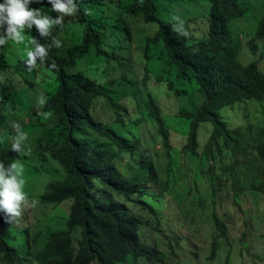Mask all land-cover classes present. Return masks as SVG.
<instances>
[{"label":"trees","instance_id":"1","mask_svg":"<svg viewBox=\"0 0 264 264\" xmlns=\"http://www.w3.org/2000/svg\"><path fill=\"white\" fill-rule=\"evenodd\" d=\"M204 1L211 9L208 36L190 47L173 24L159 22L155 0H0V127L9 124L7 117L18 106L16 87L9 80L2 81V75L11 69L7 62L9 40L23 26L36 33L26 50L27 67L34 74L42 63L58 85L42 109L45 122L52 118L53 126L42 130L38 143L65 178L48 184L39 199L55 205L71 201L65 230H48L42 239L30 238L25 231L24 243L19 246L12 245L16 236L12 235L11 221L0 208V262L25 264L29 259L35 264H121L131 258L133 264H138L139 259L145 258L151 264L164 263L157 248L142 238L148 223L134 211L147 210L158 221L143 190V185L156 181V170L148 157L139 155L138 142L124 136L127 111L118 105L121 97L82 71V64L91 59L110 65L114 62L122 69L119 59L106 50L107 33L111 30L118 38L124 33L131 38L129 18L142 19L145 25H159V30L147 40L146 57L156 52L159 60H166L178 82H193L203 95L204 102L187 117L192 122L182 154L191 164L197 163L193 171L196 179L216 156L220 158L225 152L229 155L232 162L222 165L221 175L209 173L211 200L223 191L230 192L234 201L245 191L264 195V128L253 132L249 125L230 130L217 115L219 110L236 104L264 102V73L256 63L243 66L232 47L230 25L242 19L247 10L242 0ZM58 8L73 13L72 23L83 29L79 46L67 52L62 51L63 46L58 47L65 31L53 20L52 11ZM262 9L264 12V0ZM260 41H264V16L248 43L252 55L256 54L255 43ZM157 83H163L160 77ZM168 91H172L170 85ZM185 94L176 92L177 96ZM100 101L113 114L115 127L93 117ZM147 110L157 125L165 153L170 156L169 132L159 107L150 97ZM208 122L213 123L214 131L203 150H199L198 126ZM22 152L20 146L8 147L0 142L1 177L14 175ZM124 154L137 168L130 179L124 178L116 166ZM211 222L215 233L209 262L215 258L218 238L226 237V227L214 212ZM77 232L78 238L74 236Z\"/></svg>","mask_w":264,"mask_h":264},{"label":"rangeland","instance_id":"2","mask_svg":"<svg viewBox=\"0 0 264 264\" xmlns=\"http://www.w3.org/2000/svg\"><path fill=\"white\" fill-rule=\"evenodd\" d=\"M262 2L242 0L247 12L230 25V32L238 61L243 66L256 63L264 73V41L255 43V55L248 46L264 16ZM155 5L159 22L173 24L190 47L206 40L210 26L209 3L204 0H155ZM52 16L56 24L65 27L58 47L63 46L62 51L67 52L79 46L83 29L72 23L74 14L58 8L52 11ZM128 23L131 38L125 33L118 38L111 30L107 33L106 50L119 59L122 69L114 62L110 65L91 59L82 64V71L121 97L118 105L127 111L124 115L126 126L122 128L126 132L124 136L138 142L139 155L148 157L156 170V181L143 185V190L159 216L158 221L147 210L134 209L148 223L142 238L161 253L165 259L162 264H264V195L245 191L234 201L230 192L223 191L211 200L209 173L221 175L222 165L232 162L229 155L225 152L220 158L216 156L212 163L203 167L201 174L198 172L200 177L196 179L193 171L197 163L191 164L182 154L192 122V118L187 117L204 102L203 95L193 82H178L166 60H159L156 52L146 57L147 40L159 30V25H145L142 19L134 18H129ZM35 35L23 26L18 28L8 45L7 62L11 69L2 75V81L9 80L16 87L18 106L8 115L9 124L0 127V142L6 146L16 144L23 149L21 158L16 161L14 175L0 176V208L11 221L12 235L16 236L12 245L17 246L24 243L25 231L29 232L30 238L42 239L48 230H65L71 205L70 200L55 205L42 203L39 199L48 184L65 178V175L39 148L42 130L54 123L52 118L45 122L42 109L47 96L53 95L58 85L55 76L42 63L35 68L34 74L26 65V50L31 47ZM158 77L162 84L157 83ZM169 85L172 91H168ZM176 92L186 94L177 96ZM149 97L159 107L169 132L170 156L165 153L156 123L149 117ZM217 115L230 130L249 125L253 132L264 128V102L236 104L219 110ZM93 117L115 127L113 114L103 101L97 104ZM213 131L211 122L198 126L199 150L206 146ZM116 166L126 179L137 173L128 154L116 161ZM212 212L224 223L226 237L218 238L215 258L209 262L207 258L215 233ZM74 236L78 238L79 232ZM25 264L35 263L27 259ZM121 264H133V261L127 258ZM138 264L151 263L141 258Z\"/></svg>","mask_w":264,"mask_h":264},{"label":"clouds","instance_id":"3","mask_svg":"<svg viewBox=\"0 0 264 264\" xmlns=\"http://www.w3.org/2000/svg\"><path fill=\"white\" fill-rule=\"evenodd\" d=\"M15 33H16V32H15ZM13 37H14V36H13ZM10 40H11V39H10ZM14 145H16V144H14ZM5 146H6V145H5ZM11 146H13V145H11ZM17 146H18V145H17ZM8 147H10V146H8ZM42 194H43V193H42ZM42 194H41V195H42ZM45 204H46V203H45ZM8 219H9V218H8Z\"/></svg>","mask_w":264,"mask_h":264}]
</instances>
